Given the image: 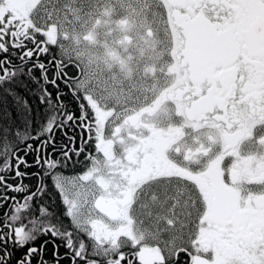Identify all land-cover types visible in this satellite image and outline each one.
Returning <instances> with one entry per match:
<instances>
[{
	"label": "snow or ice",
	"instance_id": "obj_1",
	"mask_svg": "<svg viewBox=\"0 0 264 264\" xmlns=\"http://www.w3.org/2000/svg\"><path fill=\"white\" fill-rule=\"evenodd\" d=\"M0 264H264V0H0Z\"/></svg>",
	"mask_w": 264,
	"mask_h": 264
},
{
	"label": "rangeland",
	"instance_id": "obj_2",
	"mask_svg": "<svg viewBox=\"0 0 264 264\" xmlns=\"http://www.w3.org/2000/svg\"><path fill=\"white\" fill-rule=\"evenodd\" d=\"M98 22V21H97Z\"/></svg>",
	"mask_w": 264,
	"mask_h": 264
}]
</instances>
